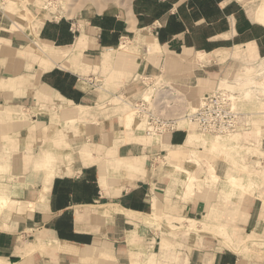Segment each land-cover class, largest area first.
Wrapping results in <instances>:
<instances>
[{
	"label": "crops",
	"instance_id": "1",
	"mask_svg": "<svg viewBox=\"0 0 264 264\" xmlns=\"http://www.w3.org/2000/svg\"><path fill=\"white\" fill-rule=\"evenodd\" d=\"M7 13L0 7V259L264 264V182L251 192L221 183L198 191L202 184L183 179L181 190L177 178L151 168L152 157L159 150L172 164L186 158L193 133L145 143L120 120L121 109L96 111L94 84L111 61L109 78L126 75L125 54L134 75L181 86L253 68L264 59V0H131L87 18L36 19L31 30ZM261 138L264 153V131ZM189 162L183 167L194 172ZM221 162L222 180L232 167ZM153 214L165 217L156 223Z\"/></svg>",
	"mask_w": 264,
	"mask_h": 264
},
{
	"label": "rangeland",
	"instance_id": "2",
	"mask_svg": "<svg viewBox=\"0 0 264 264\" xmlns=\"http://www.w3.org/2000/svg\"><path fill=\"white\" fill-rule=\"evenodd\" d=\"M130 2L131 0H0V7H4L7 11L9 10L10 13L7 14L12 19L18 16V19L15 21L20 29L27 26L31 30V28L37 26V24L32 25L33 21L36 19V21H38V19L50 16L71 17L73 20L87 18L89 15L101 11L108 6L124 7ZM16 10L17 12L14 15L13 13ZM121 48L125 49L126 47ZM119 56L120 52L118 50L114 58L115 63ZM130 56L132 57L133 55L125 54V57L128 58L130 62L127 66L129 70L130 67H132V63L135 62L130 60ZM257 64H255L256 66L253 68L248 67L245 68L244 71L236 72L234 76H231L229 79L225 78L217 84L214 82H209V84L205 82L202 84L203 80H199L198 84L193 83L190 86H181L178 83L167 81L163 76L146 77L142 74L134 75V71L129 70L124 76L117 77V75L113 74V76L109 78L116 68V64L113 65L111 61V64L97 68V73L95 75L96 79L94 80L98 93L96 111H101L108 107H114L115 112L121 109L120 120L123 121L125 127L126 122L124 114H126V117L128 115V117L133 119V124L129 127L138 128L137 130L143 136L145 143H151L153 141L154 143H158V145L164 144L163 142L167 141L169 134L161 136L157 134L147 135L144 131V117L136 115V111L134 110L135 104L139 103L141 98L144 101H149V107L153 112L158 113L164 118L178 121L179 129H183L186 133H193L195 138V143L188 147L190 149L186 148L188 156L186 158H177L173 164L169 155L164 159L166 154L165 151L159 152V150H157L156 155L152 157L151 168L153 170L158 171V173L164 177H168L169 180L172 177L175 179L177 178L176 185L179 186L181 190H183L182 181L184 179V185L187 182L189 187H193V183L202 184L200 188L197 189L198 191L203 187H216L218 183L231 188L230 183L238 181L240 185H242V188H240V185L238 186L240 191L251 192L254 187L261 186L264 182V176H261L264 170V153H261L260 150L262 146L261 135L262 131H264V99L259 96L264 93V59ZM68 65L69 64H66V67H68ZM70 65H72L71 62ZM220 86L239 90L238 92L240 95L238 97L237 107L241 112L246 113L244 116L246 121L250 124V132L247 133V130L243 129L231 135H216L198 131L193 124L184 121V115L193 111L199 102V98L205 92H209ZM251 86L255 88L253 89ZM200 87H202V90L199 89ZM88 111L90 113L92 109ZM162 146L164 147V145ZM187 146L188 145H186V147ZM247 157H258L256 166L249 167L247 163H245ZM259 157L261 159H259ZM188 159L190 160L188 164L195 168L194 172L183 167L185 161ZM238 159L240 160L238 161ZM161 160H166L167 164L161 165ZM222 160H225L232 169H228V173L221 180L215 170L217 171L218 166L219 168L222 166ZM209 165H211L213 174L211 178L208 176ZM176 168H178V171H175ZM181 171H186V173L184 172L183 174ZM248 176L252 179L247 178ZM250 183H253V186L245 190L247 186H250ZM152 217L155 219L153 221L158 223L162 221L165 215L153 214ZM175 221H177L178 225L182 226L190 224V222L185 219L182 221L176 219ZM168 222H170L169 219ZM155 226L159 227V225ZM193 226L194 225H190V227ZM151 228H153V226ZM184 229V227H181V232H184ZM193 229H196V225ZM247 244L248 241H246V245L245 242L243 243L244 246H247ZM255 246L261 247L259 244ZM110 259L111 258L107 254H102L98 258L97 263L110 264V261H107ZM0 264L9 263L0 259ZM134 264H136V262Z\"/></svg>",
	"mask_w": 264,
	"mask_h": 264
},
{
	"label": "built area",
	"instance_id": "3",
	"mask_svg": "<svg viewBox=\"0 0 264 264\" xmlns=\"http://www.w3.org/2000/svg\"><path fill=\"white\" fill-rule=\"evenodd\" d=\"M251 88H255L251 86ZM239 90L226 86L216 87L205 92L200 98L193 111L184 115V121L191 123L198 131L211 134L228 135L248 130L250 124L238 107ZM264 99V93L259 95ZM141 101L135 104L136 115L144 117L145 133L147 135L170 134L179 129L178 121L164 118L152 111L149 101Z\"/></svg>",
	"mask_w": 264,
	"mask_h": 264
},
{
	"label": "bare ground",
	"instance_id": "4",
	"mask_svg": "<svg viewBox=\"0 0 264 264\" xmlns=\"http://www.w3.org/2000/svg\"><path fill=\"white\" fill-rule=\"evenodd\" d=\"M200 59V58H199ZM206 60V59H205ZM135 110V109H134ZM133 110V111H134ZM125 116V122H126V125L127 126H130V125H132L133 123V119L131 118V117H128V115H127V117H126V114H124ZM213 174H212V169H211V165H209V168H208V176L211 178V177H213L212 176ZM240 185V183L238 182V181H233L232 183H230V189H240V188H242V185H240L241 187L239 188L238 186Z\"/></svg>",
	"mask_w": 264,
	"mask_h": 264
}]
</instances>
